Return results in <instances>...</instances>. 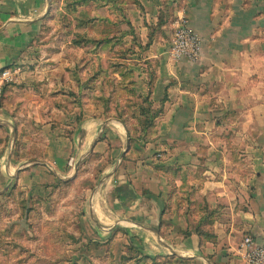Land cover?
<instances>
[{
    "label": "crops",
    "instance_id": "1",
    "mask_svg": "<svg viewBox=\"0 0 264 264\" xmlns=\"http://www.w3.org/2000/svg\"><path fill=\"white\" fill-rule=\"evenodd\" d=\"M96 1L91 5L97 17L106 14L108 21L127 27L116 39L123 50L116 83L129 85L142 99L133 116L142 125L133 129L115 116L104 119L97 102L69 109L64 91L59 104H52L36 90L37 77L7 83L1 136L9 132L17 142L14 135L22 128L17 118L27 119L30 133L52 132L54 118L71 119L72 125L71 135L59 137L55 147L48 141L37 167L10 161L9 176L27 164L28 171L43 173L30 181L35 187L54 181L53 172L68 178L72 165L98 167L97 174L78 175L76 182L90 178L91 212L101 229L123 233L124 245L138 247L141 261L246 264L244 238L264 234V29L258 5L250 0ZM51 3L0 0V70L14 75L13 69L21 70L35 56ZM183 16L203 41L199 61L171 56ZM97 42L102 49L108 41ZM67 81L61 79L60 86Z\"/></svg>",
    "mask_w": 264,
    "mask_h": 264
},
{
    "label": "rangeland",
    "instance_id": "2",
    "mask_svg": "<svg viewBox=\"0 0 264 264\" xmlns=\"http://www.w3.org/2000/svg\"><path fill=\"white\" fill-rule=\"evenodd\" d=\"M77 1L52 0L47 13L49 18L36 42L35 58L28 60L21 70L13 69L15 72L9 83H23L31 76L37 77L41 82L39 85L36 82V90L52 104H59V92L64 91L69 97V109V105L75 106V103L97 102L104 119L115 116L137 129L142 125L141 119L133 116L142 99L127 87L129 85L116 83L115 76L121 70L120 58L123 57L122 45L116 39L127 27L108 21L106 14L98 16L99 20L97 11L94 14L92 0H87L84 5ZM250 1L255 7L258 5L260 28L264 29V0ZM96 2L108 4L110 0ZM97 41L108 42L100 49ZM111 42L114 43L112 49ZM92 62L94 67L90 65ZM35 68L38 70L33 72ZM63 78L68 80L66 86L65 83L60 86ZM42 79L46 81L42 82ZM52 121L53 131L40 134L28 132L27 119L17 118V125H22L14 135L17 142L14 137L10 138L9 132L0 135V144H3L0 151V264H156L141 261L138 247L124 245L123 233L103 231L91 212L90 178L83 184L76 182V178L92 172L97 174L100 168H89L87 164L81 169L72 165L68 178H59L53 172L56 178L44 184L45 187L43 183L31 186L30 181L43 173L28 171L30 167L26 165H40V161L35 160L42 158L48 141L52 139L55 147L59 137L71 133L72 125L68 123L71 119L63 122L54 118ZM61 123L69 128L60 127ZM5 154L3 164L1 158ZM17 160L28 163H21L20 170L16 166L14 175L9 176V163L17 164ZM115 238L119 239L116 244L113 243Z\"/></svg>",
    "mask_w": 264,
    "mask_h": 264
},
{
    "label": "built area",
    "instance_id": "3",
    "mask_svg": "<svg viewBox=\"0 0 264 264\" xmlns=\"http://www.w3.org/2000/svg\"><path fill=\"white\" fill-rule=\"evenodd\" d=\"M175 60L188 59L199 61L203 53V41L199 33L192 28L190 20L183 16L179 19L170 50ZM13 73L10 69L0 70V110L3 107L4 89L12 81ZM262 239L252 235L244 238L242 246L245 249L246 264H264V234Z\"/></svg>",
    "mask_w": 264,
    "mask_h": 264
},
{
    "label": "trees",
    "instance_id": "4",
    "mask_svg": "<svg viewBox=\"0 0 264 264\" xmlns=\"http://www.w3.org/2000/svg\"><path fill=\"white\" fill-rule=\"evenodd\" d=\"M86 1H87V0H78L77 2H80L81 5H84ZM87 2H88V1H87ZM155 114L157 115V113H155ZM154 116H155V115H154ZM152 118H154V117H152ZM149 121H150V119H149ZM149 121H148V119H147L145 124L148 125ZM151 123H152V121H151Z\"/></svg>",
    "mask_w": 264,
    "mask_h": 264
},
{
    "label": "water",
    "instance_id": "5",
    "mask_svg": "<svg viewBox=\"0 0 264 264\" xmlns=\"http://www.w3.org/2000/svg\"><path fill=\"white\" fill-rule=\"evenodd\" d=\"M129 142H130V138H129Z\"/></svg>",
    "mask_w": 264,
    "mask_h": 264
}]
</instances>
